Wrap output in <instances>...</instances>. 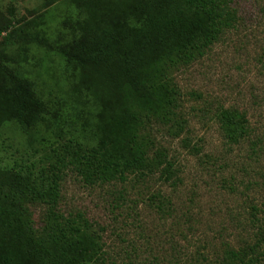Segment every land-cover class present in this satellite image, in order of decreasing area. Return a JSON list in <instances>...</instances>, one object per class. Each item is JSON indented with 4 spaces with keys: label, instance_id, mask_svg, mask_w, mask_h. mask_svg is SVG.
Returning <instances> with one entry per match:
<instances>
[{
    "label": "rangeland",
    "instance_id": "1",
    "mask_svg": "<svg viewBox=\"0 0 264 264\" xmlns=\"http://www.w3.org/2000/svg\"><path fill=\"white\" fill-rule=\"evenodd\" d=\"M228 2L233 26L203 56L172 72L177 105L144 122L177 169L179 185L164 183L159 168L87 184L69 163L61 169L58 203L28 206L35 230L59 233L65 219L80 214L101 236L98 257L106 264H219L226 249L246 250L238 264H264V245L256 243L264 227V0ZM70 9L66 0L51 6L44 0H0L10 19L7 31L20 41L5 47L0 38V81L7 93L9 69L18 71L57 113L61 130L46 133L48 141L70 139L91 148L100 135L98 107L82 93L80 70L53 49L30 45L21 51L28 33L57 40ZM227 109L247 121L238 143L228 140L219 121ZM47 153L31 149L17 123L0 116V172L15 169V163H36Z\"/></svg>",
    "mask_w": 264,
    "mask_h": 264
},
{
    "label": "trees",
    "instance_id": "2",
    "mask_svg": "<svg viewBox=\"0 0 264 264\" xmlns=\"http://www.w3.org/2000/svg\"><path fill=\"white\" fill-rule=\"evenodd\" d=\"M44 1L51 6L63 0ZM66 1L71 9L60 21L57 40L51 43L47 35L28 33L21 51L30 45L53 49L80 70L82 93L98 107L100 135L91 148L70 139L48 141L46 133L61 130L57 113L48 110L28 80L9 69L7 93V83L0 81V116L3 122L17 123L31 149L49 153L36 163L27 159L30 164L15 163V169L0 172V264H106L98 257L101 236L82 215L65 219L66 228L59 233H39L28 206L58 203L61 169L69 163L87 184L123 181L127 172L142 175L159 168L162 181L177 187V169L165 150L156 147L144 122L177 105L179 90L172 84V72L203 56L235 21L229 0ZM9 25V16L0 10L5 47L20 43L7 31ZM219 121L230 142H240L248 132L238 110L220 112ZM38 138L40 147L34 148ZM162 204L159 201V207ZM259 234L256 243L264 245V227ZM245 253L226 249L219 264H238Z\"/></svg>",
    "mask_w": 264,
    "mask_h": 264
}]
</instances>
